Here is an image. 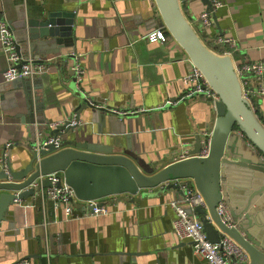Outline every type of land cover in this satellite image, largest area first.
<instances>
[{
    "label": "crops",
    "instance_id": "1",
    "mask_svg": "<svg viewBox=\"0 0 264 264\" xmlns=\"http://www.w3.org/2000/svg\"><path fill=\"white\" fill-rule=\"evenodd\" d=\"M220 1L223 7L217 9V24L211 29L236 41V60L264 62V0ZM180 4L197 31H203L199 18L208 4L204 0ZM43 8L76 13V56L86 68L80 89L96 104L134 112L125 121V134H119L109 124L93 123L90 111H84L79 120L80 130H87L83 139L92 136L113 146L117 141L116 151H131L157 170L190 157L196 137L212 131L215 104L204 94L183 97L188 64L171 36L166 43L147 41V34L162 25L155 2L0 0V20L13 24L23 15L34 18ZM53 57L45 71L26 79L32 96L43 102L36 117L48 121L45 129L70 119L77 106L73 59ZM7 63L0 44V83ZM7 101L0 109V159L7 149L11 160L21 158L25 165L30 148L35 149L39 125L27 124L32 118L21 90ZM257 116L264 123V98ZM63 138L74 139V132ZM179 197L166 188L111 196L103 200L109 212L100 216H84L89 205L79 201L72 219L51 201L44 206L35 197L20 201L11 205L15 212L0 224V264H206L190 241L179 240L173 231L176 213L169 202Z\"/></svg>",
    "mask_w": 264,
    "mask_h": 264
},
{
    "label": "water",
    "instance_id": "2",
    "mask_svg": "<svg viewBox=\"0 0 264 264\" xmlns=\"http://www.w3.org/2000/svg\"><path fill=\"white\" fill-rule=\"evenodd\" d=\"M154 2L162 25L218 96L208 155H200L202 141L197 136L190 157L157 170L131 151H116L114 147H120L117 141L113 146L92 136L83 139L87 130H80L79 120L84 111H90L89 119L93 123L109 124L119 134H125V121L133 111L125 110V116H118L106 107H98L90 96L76 88L74 79L75 117H69L54 129H45L48 121L36 117L43 111V102L40 97L32 96L31 83L26 79L3 80L0 109L21 90L23 106L32 118L26 123L38 124V132L44 135L47 130L49 136L60 138L62 144L61 147L49 144L40 151L31 147L25 165L21 158L11 160L7 149L4 150L0 159V224L15 212L10 209L11 205L37 194L33 183L50 187L48 179H40L50 174L60 173L80 201H100L101 205L111 196H136L143 190L156 188L175 190L183 196L185 181L205 201L206 207L197 206L194 212L208 240L218 244L227 235L249 256V261L241 264H264V123L243 97L233 58L208 47L185 15L180 0ZM204 2L210 8V1ZM76 19L74 11L43 8L34 18L23 15L13 24L5 21L13 32L18 56L25 62L32 58V63L43 64L51 63L56 55L76 59ZM214 20L216 23V17ZM14 28L19 31L16 33ZM73 120L78 123L74 125ZM69 132H74V139L63 138ZM221 201L226 204L231 225L217 211Z\"/></svg>",
    "mask_w": 264,
    "mask_h": 264
},
{
    "label": "built area",
    "instance_id": "3",
    "mask_svg": "<svg viewBox=\"0 0 264 264\" xmlns=\"http://www.w3.org/2000/svg\"><path fill=\"white\" fill-rule=\"evenodd\" d=\"M209 1L210 8L202 12L199 18L203 30L206 31L215 27L214 17L216 11L223 7V2L220 0ZM168 37L169 35L167 34L166 28L161 25L159 28L149 32L146 39L150 43H166ZM0 44L7 56L8 62V67L3 74L4 81L32 79L46 70L47 63L34 64L31 60L25 62V60L18 56L13 32L5 20H0ZM207 45L217 53L229 55L233 58L235 71L241 82L243 97L251 109L257 114L260 100L264 98V62L241 63V61L236 60L234 58L237 49L236 41L232 37H227L219 33H217L211 43ZM222 47L226 48L224 52L219 51ZM185 61L188 64V72L184 78L187 89L184 91L183 97L193 98L204 94L212 98L215 103L218 100V96L212 90L202 72L192 64L188 57L185 58ZM18 65H20V67ZM71 68L75 75L76 85L78 89L81 90L80 85L86 75V68L78 56L73 60ZM96 105L98 107H106L109 112L118 116H125L127 114L123 109L110 107L108 105ZM77 123V120H73L74 125ZM61 124H63V122L60 124H50L48 127L49 129H54ZM210 139L211 131H204L201 137V156L205 157L208 155ZM49 144L61 147L62 141L60 138L51 136L45 137L43 133H36L35 150L40 151ZM40 179H48L50 181V187L43 188L39 182L33 183L32 187L37 189V194L34 197L39 198L43 206L48 201L53 202L56 208H63L66 218H74L75 210L77 209L76 204L79 203L80 200L76 197L74 190L64 182L62 175L60 173H55L42 176ZM184 187L185 194L169 202L176 213V218L173 222V231L177 238L181 241H190L194 253L201 256L206 261V264H241L243 262H248L249 256L247 252L227 235H224L218 244L208 240L202 222L194 212L197 206L206 207L205 201L200 192L191 186L190 183L184 184ZM87 204L89 205V210L83 213L84 216L88 214L100 216L109 212L108 207L105 204L101 205L100 201H91L87 202ZM217 211L222 220L228 225H231V218L226 204L223 201L218 204ZM23 264L29 263L24 261Z\"/></svg>",
    "mask_w": 264,
    "mask_h": 264
},
{
    "label": "trees",
    "instance_id": "4",
    "mask_svg": "<svg viewBox=\"0 0 264 264\" xmlns=\"http://www.w3.org/2000/svg\"><path fill=\"white\" fill-rule=\"evenodd\" d=\"M201 33V37L202 39L207 43V44H210L211 41L213 40V38L216 36V32L215 30L211 29L210 31L209 30H203L200 32ZM167 34L169 35V33L167 32ZM170 36V35H169ZM226 48H220L219 51L220 52H224ZM257 115H258V112H257Z\"/></svg>",
    "mask_w": 264,
    "mask_h": 264
}]
</instances>
